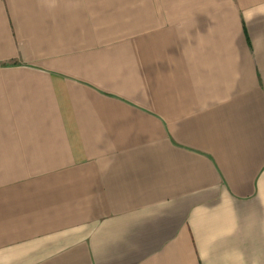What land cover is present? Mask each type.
<instances>
[{
	"label": "crops",
	"instance_id": "1",
	"mask_svg": "<svg viewBox=\"0 0 264 264\" xmlns=\"http://www.w3.org/2000/svg\"><path fill=\"white\" fill-rule=\"evenodd\" d=\"M0 264H264V0H0Z\"/></svg>",
	"mask_w": 264,
	"mask_h": 264
}]
</instances>
